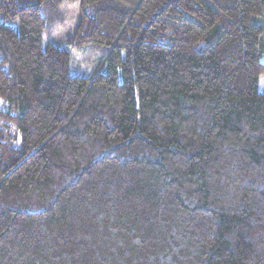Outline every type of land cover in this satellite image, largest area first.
<instances>
[{"label":"trees","instance_id":"trees-1","mask_svg":"<svg viewBox=\"0 0 264 264\" xmlns=\"http://www.w3.org/2000/svg\"><path fill=\"white\" fill-rule=\"evenodd\" d=\"M263 56L264 0H0V264H264Z\"/></svg>","mask_w":264,"mask_h":264},{"label":"rangeland","instance_id":"rangeland-1","mask_svg":"<svg viewBox=\"0 0 264 264\" xmlns=\"http://www.w3.org/2000/svg\"><path fill=\"white\" fill-rule=\"evenodd\" d=\"M47 13L48 15H56L53 12ZM57 14H59V17L62 19L63 25L54 32L51 30L53 29L52 27L48 28V32H50L51 35L47 38L49 41L58 45L62 50H68L69 46L66 44V39L72 33L78 21V10L76 6H65L61 8ZM46 20L48 21L47 16ZM70 52L71 75L89 77L96 71L98 65L103 60V55L107 52V47L100 44H88L82 51L71 50ZM261 61L264 62V56L261 58ZM259 90L260 92H264V75L260 78Z\"/></svg>","mask_w":264,"mask_h":264}]
</instances>
